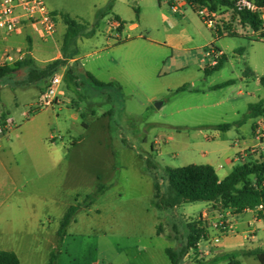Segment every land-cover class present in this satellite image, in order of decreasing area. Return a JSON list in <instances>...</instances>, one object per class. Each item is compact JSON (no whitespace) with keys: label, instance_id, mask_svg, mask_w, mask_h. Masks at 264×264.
<instances>
[{"label":"rangeland","instance_id":"374dc122","mask_svg":"<svg viewBox=\"0 0 264 264\" xmlns=\"http://www.w3.org/2000/svg\"><path fill=\"white\" fill-rule=\"evenodd\" d=\"M85 1L45 0L47 6H51L50 4L55 6L53 14L59 34L65 25L62 15L66 13L72 17L77 16L75 15L77 9L83 10ZM138 6L139 3L130 1L129 8L124 9L134 15L131 21L139 22L134 13V7ZM100 10L104 15L98 17L99 19L103 17L99 31L103 33L105 21L112 18L113 13L110 8ZM234 15L228 8L216 12V16L226 27L229 26L231 29L235 26L243 35H222L220 32L216 33L208 29L201 22L209 36L216 37V44L224 50L226 59L223 65L208 74L203 70L205 66L210 65L208 61L203 63L195 60L191 62L189 68H186L191 71L201 69L202 73L209 77L208 80L214 78L216 82L226 78L233 79V82L225 85L223 89L212 92L210 101L224 100V104L220 107L210 106L178 112L177 108L187 101L181 103L178 100L181 94L172 95L171 91L167 92L164 89L167 83L178 82L177 74L168 73L166 76L157 77L153 70L162 67V55L159 54L157 46L140 40L137 43L132 42L137 46L133 49V57L129 61H125L123 57L125 47L128 45L116 48V71L119 70L121 73V69H126L133 75V79H137L135 83L122 79L118 82L119 89L117 87L102 89L95 86L86 76L78 81V92H73L76 101V96L79 94V110L84 112L88 122L87 128H82L79 121L71 122L63 111L60 112V119L63 120V117L67 116V125H74V128L71 131L54 129L55 106L34 111L31 106L29 117L19 116V109L34 100L33 94L36 89L28 87L29 81L36 79L29 75L31 69H36L33 60L30 66L14 72V76L11 77L7 73L0 77V109L15 114L16 123H14L16 128L5 138L6 147L10 148V152L6 157L7 168L0 167V181L5 182L4 188L11 195L24 198L25 205L19 209L24 214L17 219L25 223L24 228L27 230L26 223H33L37 219H40L45 227L43 229L41 226V233L38 235L32 232L21 235L23 237L19 238L18 244L23 245V258L26 259L27 255L31 258L34 256L42 258L47 254V244L54 236L55 227L59 225L60 214L67 204L74 202L77 194L80 199L81 196L84 197L85 194L95 190L97 176L104 181H113L114 185L97 199L93 205L94 210L88 212V216L81 214L77 218V223L69 227L65 243L62 244L65 252L60 257L62 264H103V262L106 264L104 260L101 262L96 260L94 251L96 242L105 248V259H110L113 264H170L163 249L165 246L173 248L176 254H179L186 242L185 223L188 222V218L183 217L182 214L185 212L190 216H196L203 203L202 201L186 202L184 209H177V214L167 205H164V208H155V206L152 208L155 191L153 184L157 183L161 198L168 203L170 197L163 167H178L192 163L193 154L197 153L185 148L181 140L184 141L188 134H196L199 130L204 134H211L214 127L208 123H232L239 120L246 111L249 100L264 98V87L256 80V76L264 75V38L254 37L251 34L252 29L238 22ZM197 19L201 21L199 17ZM226 27L225 30L228 31ZM26 31L34 39L38 37L29 28ZM135 34L145 36L147 33L140 26L133 31H124L121 37L126 38ZM48 45L50 51L48 54L52 55L56 48L51 42H48ZM62 45L63 42L60 43V47ZM98 55L100 59L98 63L106 62L107 52L102 51ZM87 60L91 61V58ZM82 62L84 60L79 61V64L81 65ZM180 63L184 65L185 61L179 59L175 64ZM25 69L30 70L24 72ZM149 69L151 70L148 71ZM164 69L169 68L166 65ZM245 69H251L254 75L242 80ZM48 76H42L41 80ZM67 76L68 71H66ZM5 84H9L8 87H4ZM11 86L15 87L14 92ZM158 87L161 95L146 105L145 95ZM66 88L70 92L73 86L67 82ZM200 96L191 94L187 97ZM164 97L167 98V102L156 107V101H162ZM91 109L94 110L95 116L88 119ZM4 117V113H0V121ZM51 134L53 139L50 138ZM237 134H239L237 127H232L229 135L233 138ZM78 138V142L72 143ZM156 138L162 141L160 143L162 154L155 159L156 154L151 155L149 145ZM165 138L169 140L164 142ZM62 146L70 149L65 153H63L65 149H62L61 154L52 151ZM111 151L114 152L113 157ZM53 159H56V162ZM158 166L159 169L156 170ZM12 180L15 182L13 183ZM21 184L24 185L23 193ZM26 199H30L29 202ZM157 216H160L159 219ZM155 226L163 233L162 237L155 235ZM103 228L108 232L106 236H97L96 230ZM72 251L73 254H70ZM148 253L153 255L151 263L145 260ZM67 254L72 255L73 258L69 259ZM51 255L52 253L50 258ZM235 259L239 264L258 263L253 257L236 256ZM200 260L197 255L189 254L183 256L178 264H198ZM216 264H228V261Z\"/></svg>","mask_w":264,"mask_h":264},{"label":"crops","instance_id":"0c3cea01","mask_svg":"<svg viewBox=\"0 0 264 264\" xmlns=\"http://www.w3.org/2000/svg\"><path fill=\"white\" fill-rule=\"evenodd\" d=\"M108 1L109 0H86L83 10H79L80 8L77 9L78 12H76L77 14H75L77 16L72 17L69 15L71 18L77 20L80 23H83L85 25V28L82 35L78 36L75 39V53L73 54V56L66 57L65 64L54 72L62 75V82L59 87L60 91L58 94L59 99L58 102L54 105L56 108L54 110L56 112L54 129H58L60 131L61 129H65L66 131H71L72 128H74V125H67V116H64L63 120L60 119V112L63 111L66 112V114L64 115H68V118L71 122L79 121V124L82 128L88 127V122L84 117V112L79 110V94L76 96V101L73 92H78V84L76 83H78V81H81V77H87L86 73H90L97 80L105 83L113 82L116 84L122 81V79L127 82L134 81L133 83H135V80L137 79H133V75L126 69H121V73L119 72V70L118 72L116 71V48L121 45L125 46L127 44L128 46L125 47V55L123 57L126 59H124L125 61H129L133 57V49L135 48V46H137L136 43L139 40L141 42H147L149 44L157 46L159 49V54L162 55V67L154 68L153 70L154 74L157 77L166 76L168 73L177 74L178 82L174 84L167 83L166 86H164V89H166L167 92L171 91L172 95L181 94V97H179L178 99L181 101V103H185L187 101L186 104H183L180 108H177L178 112L200 109L210 106L220 107L224 104V100L210 101V99L212 98V92H214V90H221L225 87L223 86L220 88H214V85L230 78H226L220 82H216L214 78L208 80L209 77H207L206 74L202 73L201 69H195V71L186 69L189 68L191 66V62H195V60H197L196 62L203 63L209 60L207 57H205V48L208 45H213L220 50L221 56H225L224 50L216 44V37L209 36L208 32L202 27V20L199 19L201 21H198L197 19L199 15L197 14L196 10L192 8L187 0H113L110 8V11L113 13L112 18L119 20L121 23V28L117 35L114 33V31H112V29L108 28L106 21L105 29L103 30L104 32L102 33L99 31L100 23L103 17L101 19H97V11L100 9H105ZM130 1L139 3L138 7H134V13L139 19V22L131 21L134 15L124 10L125 7L129 8ZM50 5L51 6L48 7L53 11V7L55 6H53L52 4ZM234 16L237 21L240 22L238 17L236 15ZM223 25L224 27H226L225 24ZM140 26H142V28L146 30L147 34L145 36L142 34H135L127 36L126 38L121 37V34L124 31H133ZM226 29H230L229 26H227ZM232 29V31L230 30L226 33L222 31V35H243L240 31H238L237 27L233 26ZM65 30L66 25H64V29L62 30L61 34H59L57 28L55 35L47 39H42L39 36L34 39L33 36L26 31V28L23 29L21 33L12 34L7 37L0 34V60L5 48L20 47L29 51L27 56L32 58L34 64L36 65V69H42L48 61H52L57 58H63L62 47H60V43L62 44L63 42ZM102 40H104V42H102ZM48 42L53 43L56 48V51L52 55L48 54L50 52L48 50ZM132 42L136 43L133 44ZM102 51L107 52V60L104 63H98V60H100L98 54ZM93 56H96V58H93ZM89 57L91 58V61L87 60V58ZM179 59L184 60L185 64H175L179 62ZM81 60H84V62H82L80 65L79 61ZM78 64L80 66H78ZM166 65L169 69H164ZM20 69L21 68H19V70ZM27 70L30 69H25L24 72ZM150 70L151 69H149L148 71ZM16 71H18V69L8 74L10 76H14V72ZM66 71H70L68 72L67 77ZM245 71L247 72V74L244 73L241 78L242 80H244L246 77H251L252 75H254L252 70L248 72L247 69H245ZM50 76L46 77V79L44 80L31 79L29 81L28 87L30 86L36 89L33 94L34 100L32 101V103L30 102V104H27L26 107L19 109V116L29 117V108L36 102L39 92L46 87ZM258 77L259 76H256L257 82H259ZM137 78L139 80L138 76ZM67 82L71 83V85L73 86L70 92L66 88ZM8 85L9 84H5L4 87H8ZM181 87V90L176 91V89ZM114 88H116V86ZM11 90L14 92L16 89L14 86H11ZM160 91V87H158L154 88L151 93L146 94V105H149L150 101L157 99V97L161 95ZM184 94H197V96H201L192 98L187 97L188 95ZM193 100H202L203 102L193 103ZM257 101L258 100H249L247 102V108L250 103ZM166 102L167 98L164 97L161 101L160 106L164 105ZM0 113H4V116H11L15 123V114H10L9 111L5 109H0ZM94 116V110L91 109L88 114V119ZM236 121H238V119ZM236 121L230 123L231 125L226 130L219 129L217 127L218 124L208 123V125L214 127L213 131H211V134H204L201 130H199L196 134H188V137H186L184 141L181 140L185 148H190L192 151L197 152L196 154H193L194 158L192 160V163L209 164L214 167L217 175L220 178H223L232 170L233 166L239 162L238 158L242 152H248V150L252 147L258 146V128L260 126H264V113L256 117L248 118L242 124H236ZM232 127H237V129L239 130V134H237V136H234L233 138L229 135L230 129ZM15 128L16 127L14 125L8 134H10ZM146 131L147 130H145V132ZM8 134L0 136V167L2 169L7 168L6 157L10 152V148L6 147L7 142L5 141V138H7L6 136H8ZM50 138H54L52 134L50 135ZM168 140L169 138L163 139L164 142H167ZM78 141L79 138L76 141H72V143ZM161 142L162 141L160 138H156L153 143L149 145L151 155L156 154L155 159L162 154L160 145ZM62 149H65L63 152L65 153L70 148L62 146L54 148L52 149V151L54 153L61 154ZM110 154L112 157L114 156V152L111 151ZM53 161L56 162V159H53ZM158 169L159 166L158 168H156V170ZM96 181L97 182L95 190L87 194H93L99 185H106L102 193L99 194L90 204H86L85 201V196L87 194H85L84 197L81 196L80 199H78L79 194H77L74 198V202L67 204L66 208L58 218L59 225L55 227L53 231L54 236L47 244V254H45V256L42 258H37L35 256L31 258L30 255H27L26 259L22 257L23 245L20 246V244H18L19 238H22L23 236L21 235H24V233L29 234L32 232L33 234L36 233L38 235L41 233L42 227L43 229H45V227L41 223L40 219H37L34 220L33 223H26V225L28 226L27 230L24 228L25 223L17 220L19 216L24 214L23 211L19 210L25 205L24 198L11 195L7 191V189L4 188L5 182L0 181V251L3 250L15 253L19 259L20 264H49L50 254L55 253L53 264H62L60 257H62L65 253L62 244L66 240L65 238L68 234L67 231L69 227L72 224L77 223V218L81 214H85L86 216H88V212L94 210L93 205L97 201V199L101 195H103L110 186L114 185L113 181H104L99 176L96 177ZM12 182L14 183L15 180H12ZM165 182L168 185L167 177ZM21 192H24L23 184H21ZM168 195H172L169 186ZM26 200L29 202L30 199ZM202 203L203 206L200 208L196 216H190L189 214H185V212H183L182 215H184L183 217L188 218V221L194 219L202 220L201 218L206 212V221L204 220L203 222L205 223L204 225L206 237L204 239H201L197 243L196 248L188 249L183 256L189 254L191 256L197 255V257L202 260H208L217 257L218 260L216 263L223 261L229 262L230 257L236 258V256H245L253 257L258 261L257 264H261L259 260L249 252L257 249L264 250V209L258 210L256 208H248L243 209L240 212H234L230 208H224L222 210L219 208V206H216V204L211 201H202ZM185 204L186 202H183L177 205L170 206L171 211L177 214V209H184ZM72 205H75L77 207L74 217L67 225L64 234L62 236H59L58 229L60 226V219L64 215L65 211ZM153 207L154 205L152 202V208ZM96 211L98 212V209ZM164 212L167 215L168 212H166V209L164 210ZM218 214L223 216V218L226 220V223L228 224L229 231L226 234H221L217 230L209 226V223L213 221L218 216ZM29 216L31 215L29 214ZM159 217L160 216H157V219H159ZM111 228L112 227H110V229ZM110 229L108 231H110ZM155 229V235L158 237H162L163 233L161 231L158 233L157 226H155ZM96 231V234H98L97 236L105 237L106 233H108L106 232L107 230L105 228L97 229ZM166 248L167 246L163 248L165 254H167ZM94 251L96 253L97 261L101 262V260H104L107 262L106 264H113L110 259H105L106 250L104 247L99 245V242H96ZM70 254H73V251ZM70 254L66 255L67 257H69V259L73 258ZM145 257V260L147 259L150 263L152 262L153 255L151 253H148V255H146ZM103 264H105V262H103Z\"/></svg>","mask_w":264,"mask_h":264},{"label":"trees","instance_id":"16d2710c","mask_svg":"<svg viewBox=\"0 0 264 264\" xmlns=\"http://www.w3.org/2000/svg\"><path fill=\"white\" fill-rule=\"evenodd\" d=\"M113 0H109L104 10L111 8ZM194 10V5H205L212 12H217L222 8H229L233 5L232 0H187ZM258 6L264 5V0H253ZM104 15L102 10L97 11V18ZM240 22L248 24L252 29L257 30L261 20L257 13L244 10L239 12ZM62 19L66 25L63 36L62 53L63 58H57L46 64L43 69H31L30 76H34L40 80L42 76L52 75L59 67L65 64V58L71 57L75 53V39L82 35L85 25L71 18L67 14L62 15ZM119 27L118 30H120ZM226 56L222 55L216 64L204 68V72L208 74L211 71L218 70L222 65ZM32 64V59L26 56L23 60L17 61L11 65L0 67V77L7 73L13 72L19 68L27 67ZM250 72V69H247ZM37 72V73H36ZM70 72V71H68ZM247 74V72L245 71ZM87 79L92 81L95 86L102 89L116 87L119 89L118 83L101 82L93 77L90 73H86ZM259 83L264 87V75L258 77ZM233 79L222 81L214 88H220L231 84ZM78 84V83H76ZM176 89V91L181 90ZM264 113V99L250 103L247 111L242 117L236 121V124H242L246 119L256 117ZM230 123H221L217 127L222 130L229 128ZM167 182L172 195L170 201L166 203L159 194V186L154 183L153 205L157 208H164V205L173 206L183 202L194 201H211L219 206V208H230L234 212H240L243 209H253L259 204L264 209V152L257 157L249 154L244 161L236 163L232 170L223 178H220L214 167L209 164L189 163L178 167L165 166ZM106 185H99L93 194L85 196L86 204H90L95 198L102 193ZM77 207L70 206L60 219L58 235L62 236L67 225L73 219ZM200 219H194L185 223L187 230L186 242L181 248L179 254L171 247L166 248V253L170 259V264H178L184 253L190 248H196L197 243L206 237L205 223ZM160 229H158V233ZM253 254L261 264H264V250L257 249L249 252ZM55 253H52L49 264H53ZM217 257L208 260H200L198 264H216ZM0 264H20L15 253L10 251H0ZM228 264H239L238 260L230 257Z\"/></svg>","mask_w":264,"mask_h":264},{"label":"built area","instance_id":"2783aa9c","mask_svg":"<svg viewBox=\"0 0 264 264\" xmlns=\"http://www.w3.org/2000/svg\"><path fill=\"white\" fill-rule=\"evenodd\" d=\"M233 5L228 9L234 13L239 21V12L248 10L257 13L261 23L257 30L252 29L251 34L256 38H264V5L258 6L253 0H232ZM197 14L202 22L216 33H225L233 29L225 30L223 23L216 16V12H212L205 5H194ZM106 24L109 29H112L117 35L121 23L115 18H108ZM29 28L33 33L42 39L51 38L57 31V24L53 11L47 6L45 0H0V34L7 37L12 34H18L23 29ZM29 51L20 47H7L4 49L2 58L0 60V67L13 64L17 61L23 60ZM221 56L219 49L213 45H208L205 48V57L209 60L210 65L217 63ZM62 82V75L53 73L47 82L46 87L38 94L33 111L35 109H44L53 107L58 102L59 87ZM32 108V107H30ZM29 108L28 113L31 112ZM14 126V120L11 116H5L0 121V136L8 134ZM259 144L252 147L248 152L244 151L239 155V162L244 161L249 154L257 157L264 152V126L258 128ZM256 209L262 210L263 206L259 204ZM207 213L203 214L201 218L206 221ZM209 226L217 230L221 234H226L229 231L228 224L223 216L218 215L216 219L209 223Z\"/></svg>","mask_w":264,"mask_h":264},{"label":"water","instance_id":"95a60500","mask_svg":"<svg viewBox=\"0 0 264 264\" xmlns=\"http://www.w3.org/2000/svg\"><path fill=\"white\" fill-rule=\"evenodd\" d=\"M155 105H156V107H160L161 101H156Z\"/></svg>","mask_w":264,"mask_h":264}]
</instances>
